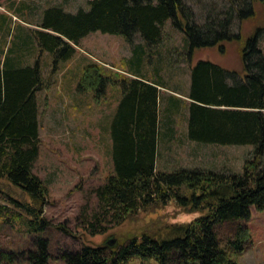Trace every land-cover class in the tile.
<instances>
[{"label": "trees", "instance_id": "obj_1", "mask_svg": "<svg viewBox=\"0 0 264 264\" xmlns=\"http://www.w3.org/2000/svg\"><path fill=\"white\" fill-rule=\"evenodd\" d=\"M89 9L67 12L50 6L32 30L42 52L54 64L71 59L83 38L93 32L123 36L135 45L133 77L117 81L100 65L86 68L78 89L105 94L120 84L122 99L111 123L115 173L93 189L97 203L85 204L77 224L90 236L104 235L134 220L141 212L163 208L174 200L182 213L201 215L191 222L166 227L167 236L144 233L114 248L82 244L56 250L64 264H129L136 258L159 264H240L251 238L239 225L234 236L221 238L217 227L246 222L252 211L264 210V53L258 32L242 51L243 73L209 60L191 63L196 48L232 40L235 12L221 11L198 21L185 0H89ZM250 14H254L253 3ZM172 20L189 41L191 137L223 144L252 145L243 172L180 167L159 171L161 140L169 137L168 115L162 113L165 88L157 71H143L148 49L163 43L164 26ZM44 87L40 64L19 67L0 56V232L9 230L22 240L17 249L0 245V264H51L54 253L49 233H74L67 222L55 224L45 215L50 204L48 184L35 172L40 158L37 92ZM229 106L232 111L210 109ZM4 184L8 187H4Z\"/></svg>", "mask_w": 264, "mask_h": 264}, {"label": "rangeland", "instance_id": "obj_2", "mask_svg": "<svg viewBox=\"0 0 264 264\" xmlns=\"http://www.w3.org/2000/svg\"><path fill=\"white\" fill-rule=\"evenodd\" d=\"M88 1L0 0V56L3 60L9 58L11 64L19 67H33L38 62L42 71L44 87L37 92L41 151L34 172L49 186L51 202L45 207V215L55 224L67 222L74 233L73 237L61 230L53 229L49 233L54 253L51 264H64L57 260L56 253L64 246H100L115 241L114 248L144 233L164 237L167 236V226L191 222L201 215L182 213L172 200L166 207L141 212L134 220L104 235L90 236L78 228L81 208L87 203L94 208L97 203L93 189L115 173L111 154V123L122 98L119 83L109 85L105 94H99L97 91L81 92L79 82L90 65L102 66L118 82L132 77L128 72L137 68L134 47L143 42L137 37L135 44H130L121 35L93 32L81 40L71 59L55 65L53 55L40 50L32 30L42 22L44 11L50 6H62L67 12L76 13L81 8L88 10ZM185 2L193 9L198 21L225 10L229 14L235 12L233 31L239 36L215 46L196 48L191 63L209 60L223 68L242 72V51L249 38L257 32L258 46L264 53V0ZM249 3H253L254 14L249 13ZM164 30L166 35L161 46L157 49L145 46L142 72L156 78L159 71L166 86L183 89L187 86L190 71L189 41L172 20L166 22ZM167 97L163 94L162 113ZM178 131L177 140L186 137L181 133L182 126L178 127ZM253 148L203 149L190 142L168 143L165 139L159 144L157 169L172 172L180 167H196L241 173ZM4 187L7 186L4 184ZM239 225L246 228L251 236L246 251L239 258L240 264H264V210L254 209L246 222L226 223L218 226L217 231L224 239L234 236ZM21 240L7 229L0 232V245L8 249H17ZM129 264L159 263L155 259L136 258Z\"/></svg>", "mask_w": 264, "mask_h": 264}, {"label": "crops", "instance_id": "obj_3", "mask_svg": "<svg viewBox=\"0 0 264 264\" xmlns=\"http://www.w3.org/2000/svg\"><path fill=\"white\" fill-rule=\"evenodd\" d=\"M226 69V68H225ZM231 70V69H227ZM236 71V70H235ZM239 72V71H238ZM241 72V71H240ZM242 76L244 75L243 71L241 72ZM132 76V75H131ZM133 77V76H132ZM191 73L189 71V78L187 81V86L185 88L176 87L169 88L168 86L159 87L161 89L162 94H166L167 103L164 109V113L168 115V129L169 137H167L168 143L180 142L181 144H185V142H190L192 144H196L197 147L203 149H234V148H246L252 145H236V144H223L216 142H206L203 140H197L191 137L192 132V113H191V103L193 102L189 96L191 91ZM122 99V98H121ZM121 101V100H120ZM120 103V102H119ZM210 109L220 110V111H232L234 108L229 106H210ZM264 113V110H263ZM182 126V132L186 135L185 138L181 140L176 139V135L179 133L178 127ZM205 144V148L204 145ZM210 147H208V146ZM253 147V146H252Z\"/></svg>", "mask_w": 264, "mask_h": 264}, {"label": "water", "instance_id": "obj_4", "mask_svg": "<svg viewBox=\"0 0 264 264\" xmlns=\"http://www.w3.org/2000/svg\"><path fill=\"white\" fill-rule=\"evenodd\" d=\"M115 245V241H109L108 246L113 247Z\"/></svg>", "mask_w": 264, "mask_h": 264}]
</instances>
